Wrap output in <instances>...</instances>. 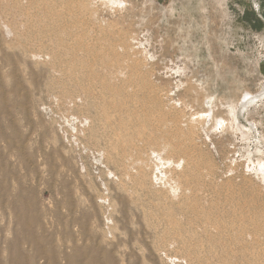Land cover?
<instances>
[{"label":"rangeland","instance_id":"374dc122","mask_svg":"<svg viewBox=\"0 0 264 264\" xmlns=\"http://www.w3.org/2000/svg\"><path fill=\"white\" fill-rule=\"evenodd\" d=\"M11 1L0 264H264V0Z\"/></svg>","mask_w":264,"mask_h":264},{"label":"bare ground","instance_id":"6f19581e","mask_svg":"<svg viewBox=\"0 0 264 264\" xmlns=\"http://www.w3.org/2000/svg\"><path fill=\"white\" fill-rule=\"evenodd\" d=\"M4 1H5V0H4ZM8 1H9V0H8ZM10 1H11V0H10ZM12 1L15 2V1H17V0H12ZM12 1H11L10 5H12V3H13ZM18 1H19V0H18ZM21 1H22V0H21ZM27 1H30V0H27ZM19 2H20V1H19ZM32 2H33V1H32ZM1 3H2V2H1ZM7 3H8V2H7ZM30 3H31V2H29V4H30ZM13 4H14V3H13ZM15 4H16V2H15ZM15 4H14V5H15ZM33 4H34V2H33ZM4 5H5V4H4ZM4 5H3V6H4ZM10 5H9V6H10ZM17 5H18V4H17ZM17 5H15V7H16ZM5 6H6V5H5ZM9 6H8V4H7V7H9ZM19 6H21V5H19ZM13 7H14V6H12V8H13ZM17 7H18V6H17ZM19 8H20V7H19ZM4 9H5V8H4ZM7 9L10 10L9 8H7ZM14 9H15V8H14ZM16 9H17L18 11H20L18 8H16ZM20 9H21V8H20ZM5 10H6V9H5ZM8 10H7V11H8ZM14 11H15V10H14ZM14 11H13V13H14ZM21 11L23 12L22 9H21ZM4 12H5V11H4ZM15 12H16V14H17V16H18V13H19V12H18V13H17V11H15ZM11 13H12V12H11ZM11 13H10V14H11ZM16 14H15V15H16ZM22 14H23V13H22ZM12 15H14V14H12ZM23 16H24V14H23ZM19 17H20V16H19ZM24 17H25V16H24ZM27 17H29V16H27ZM33 18H35V17H33ZM36 18H38V17H36ZM18 19H19V18H18ZM28 20H31V19L28 18ZM28 20H27V21H28ZM39 20H40V19H39ZM39 20L37 21L38 23H40ZM33 21H34V20H33ZM29 22H30V21H29ZM34 22H35V21H34ZM37 22H36V24H37ZM30 23H31L32 25L34 24V23H32V22H30ZM30 23H29V24H30ZM42 23H43V22H42ZM36 24H35V25H36ZM40 25L42 26L43 24H40ZM37 26H38V25H37ZM45 27H46V25H45L44 27H41V31H43L42 28L45 29ZM34 28H35V27H34ZM39 28H40V26H39ZM39 28H38V29H39ZM49 28H50V27H49ZM49 28L47 27V30H48ZM56 28H57V27H56ZM36 29H37V27H36ZM36 29H35V30H36ZM50 29H51V28H50ZM57 29H58V28H57ZM57 29H56V30H57ZM35 30H34V31H35ZM41 31L39 30V32H41ZM44 31H46V30H44ZM50 31H51V30H50ZM50 31H47V33H49ZM35 32H36V31H35ZM39 32H38V33H39ZM51 32H53V31H51ZM36 33H37V32H36ZM38 33H37V34H38ZM41 33H42V32H41ZM47 33L45 32L44 34H47ZM42 34H43V33H42ZM38 35H39V34H38ZM40 35H41V34H40ZM47 35H48V34H47ZM51 35H52V34H51ZM54 56H55V55H54ZM8 60L11 61L10 58H8ZM249 93H250V92L245 93V95H244V97H242V99L244 100V99H245V96H246L247 98H250V99L252 98V99H253V96H254V95L251 94V96L248 97V94H249ZM253 94H254V93H253ZM262 94H263V93H262ZM255 97H256V96H255ZM255 97H254V98H255ZM247 98H246V99H247ZM242 99H241L240 102H243ZM250 99H249V101H250ZM249 101H248V100L245 101L246 103H245V104L243 103L242 107H245L246 104H247V102H249ZM91 251H94L96 254H97V252H98L97 249L93 250L92 247H88V252L91 253ZM105 260H106L107 264H112V262H111V261L109 260V258L107 257V254H106Z\"/></svg>","mask_w":264,"mask_h":264}]
</instances>
